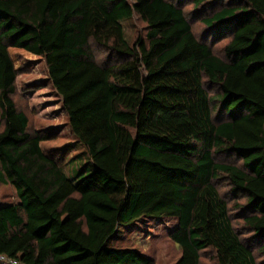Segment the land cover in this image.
Returning a JSON list of instances; mask_svg holds the SVG:
<instances>
[{
	"label": "trees",
	"instance_id": "trees-1",
	"mask_svg": "<svg viewBox=\"0 0 264 264\" xmlns=\"http://www.w3.org/2000/svg\"><path fill=\"white\" fill-rule=\"evenodd\" d=\"M189 1L213 10L202 38L169 0H0V184L17 198L0 204V256L151 264L107 243L172 219V264L204 250L214 264H264V0ZM134 15L146 31L129 43L121 22ZM23 54L43 61L81 149L73 176L68 148L43 150L52 131L30 133L12 99Z\"/></svg>",
	"mask_w": 264,
	"mask_h": 264
},
{
	"label": "rangeland",
	"instance_id": "rangeland-1",
	"mask_svg": "<svg viewBox=\"0 0 264 264\" xmlns=\"http://www.w3.org/2000/svg\"><path fill=\"white\" fill-rule=\"evenodd\" d=\"M173 3H178L184 10L186 19L191 26L195 36L202 38L203 26L201 20L208 16L212 9L209 6L203 8L194 7L189 0H169ZM124 38L129 43H132L137 37L144 35L146 26L135 15L131 18L122 20ZM227 39L213 45L216 53L221 51V48L226 43ZM24 60L28 63L29 70L17 76L14 84V93L12 99L18 108L29 119V132L51 130L54 135L51 140L41 143V148L45 151L57 150L60 148H68L64 158L67 162L65 169L70 176L75 172H71L72 164L68 163L71 157L79 154L81 149L74 143V140L68 130L67 119L63 112H60V101L54 91L48 84V76L46 67L42 60L23 54ZM98 62L106 61L105 54L98 51L95 54ZM42 85V88L36 90L35 86ZM214 90H210L213 94ZM31 108L35 116H32L28 111ZM61 158V157H60ZM228 159L217 158L216 162H225ZM71 163H75L71 162ZM216 188L222 196L226 198L228 207L233 210L235 203H241V200L233 198L228 193V188L225 183L220 180L216 183ZM17 198L13 188L9 185L0 184V204H15ZM237 211L231 212L232 217ZM238 220V219H237ZM236 220V221H237ZM239 220L235 222L238 231L241 225L238 226ZM174 220L164 219L159 222H143L131 233H125L119 229L113 240L107 243L109 248L132 249L139 254L147 257L151 264H172L180 256V250L169 238V231L174 228ZM214 252L204 250L200 257V264H214Z\"/></svg>",
	"mask_w": 264,
	"mask_h": 264
},
{
	"label": "built area",
	"instance_id": "built-area-1",
	"mask_svg": "<svg viewBox=\"0 0 264 264\" xmlns=\"http://www.w3.org/2000/svg\"><path fill=\"white\" fill-rule=\"evenodd\" d=\"M0 264H19V262L14 259H8L4 256H0Z\"/></svg>",
	"mask_w": 264,
	"mask_h": 264
}]
</instances>
